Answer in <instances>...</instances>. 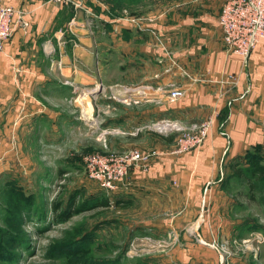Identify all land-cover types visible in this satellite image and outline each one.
<instances>
[{
    "label": "crops",
    "instance_id": "1",
    "mask_svg": "<svg viewBox=\"0 0 264 264\" xmlns=\"http://www.w3.org/2000/svg\"><path fill=\"white\" fill-rule=\"evenodd\" d=\"M4 1L15 11L0 50V164L20 174L38 151L42 159L59 155L75 142L78 103L92 106L100 98L94 104L106 111L102 126L119 130L108 133L109 146L162 151L147 170L131 167L113 191L138 209L136 224L148 227L140 234L166 242L155 264H218L210 242L220 240L234 249L229 264H249L255 234L262 235L256 239L264 259V233L251 207L262 192L250 197L247 180L229 176V164H242L254 147L264 159V39L247 57L225 50L216 22L222 0H79L71 28L70 4ZM126 12L137 24L118 18ZM229 74L231 83L220 81ZM98 81L102 90L91 96L70 90L69 82ZM120 85L150 87L125 104L107 97ZM172 86L184 92L168 100ZM212 112L201 144L180 154L165 152L171 136L135 130L161 116L187 121Z\"/></svg>",
    "mask_w": 264,
    "mask_h": 264
},
{
    "label": "rangeland",
    "instance_id": "2",
    "mask_svg": "<svg viewBox=\"0 0 264 264\" xmlns=\"http://www.w3.org/2000/svg\"><path fill=\"white\" fill-rule=\"evenodd\" d=\"M125 1L133 3V0ZM176 1L179 0H156V3L164 5V2ZM92 103L95 110L94 103L100 104V98ZM80 104L84 105V101ZM80 104L76 107L77 116L80 115ZM94 110L93 117L101 120L100 111L96 114ZM82 116L84 118L85 114L82 113ZM81 118H77L75 142L70 147H64L59 155L50 153L42 159L38 151L31 169L20 174L14 173L11 166L0 164V264H70L65 257L53 256L49 250L51 245L63 242L72 248L87 249L86 254L96 264H155L156 255L164 254L162 249L166 242L150 234H140L145 229L148 231V227L136 224L139 213L132 200L120 197L114 190L99 187L83 171L82 156L87 152L137 146L121 147L115 143L109 146L106 140L108 133L99 135L102 122L96 126L90 121L84 123ZM110 133V137H116L115 131ZM30 156L34 157V154L31 152ZM263 193L264 190L259 193L263 196L262 201L255 200L251 205L254 219L262 225V233ZM99 197L105 198L107 204L73 211V206L82 200L90 206ZM70 198L73 199L68 203ZM116 199L119 200L117 203L114 202ZM55 202L60 204L59 209L70 204L72 212L63 221L54 219ZM138 231L140 235L135 234ZM255 235L251 241L255 249H251V254L255 264H264V259L259 258L262 256L259 253L262 250L261 241L256 239L262 235ZM229 242L220 240L210 242V245L220 253L223 252L219 247L226 245L233 254L234 249ZM231 256H226L220 264H229Z\"/></svg>",
    "mask_w": 264,
    "mask_h": 264
},
{
    "label": "built area",
    "instance_id": "3",
    "mask_svg": "<svg viewBox=\"0 0 264 264\" xmlns=\"http://www.w3.org/2000/svg\"><path fill=\"white\" fill-rule=\"evenodd\" d=\"M64 4H70L73 11L68 19L67 27L76 24V9L81 7L79 0H55ZM15 9L4 0H0V50L7 40L12 30L11 18ZM88 13V11H86ZM128 23L137 24L138 17L129 13H123L118 17ZM217 25L220 30V42L225 50L232 51L247 57L256 43L260 39H264V0H222L219 12L216 18ZM83 26L88 24V20L84 18L81 22ZM116 31V30H113ZM167 70L168 67H164ZM229 79H220L221 82H232V74H229ZM70 90L72 93H78L84 97L85 95H92L93 93L102 90L101 83L95 82L93 86L80 85L77 83L69 82ZM150 87L148 85L125 86L120 85L118 90L111 92L110 97L115 101L122 103H135L139 100V95L144 92V89ZM184 89L180 86H172L167 89L166 98L174 100L183 95ZM90 100V99H89ZM91 101H89L90 103ZM231 100L226 101L230 104ZM79 105V115L84 116V123L90 121L91 124L100 122L98 117H93V106L86 108ZM95 113H105V110H100L94 104ZM215 112L206 115L203 118L196 120H181L174 117L161 116L158 118L147 120L138 124L135 130H145L155 132L161 135L171 136V145L165 149V152L172 154H180L186 150L196 148L199 146L203 138L207 135L214 120ZM81 118V119H82ZM112 131H119L114 127L101 128L99 135L103 136L104 133ZM221 134H225L224 130H220ZM161 150L150 147L141 149L138 147H127L119 150H106L103 152H87L82 156V166L86 177L94 181L99 187L113 191L127 176L131 167H137L141 171L148 169L152 159L156 158ZM223 253L219 255L220 264L226 256L232 255L231 250L226 245L219 247ZM255 249V247H250ZM231 253V254H230Z\"/></svg>",
    "mask_w": 264,
    "mask_h": 264
},
{
    "label": "trees",
    "instance_id": "4",
    "mask_svg": "<svg viewBox=\"0 0 264 264\" xmlns=\"http://www.w3.org/2000/svg\"><path fill=\"white\" fill-rule=\"evenodd\" d=\"M170 139V135L168 137ZM245 161L241 164L240 162H231L229 165L231 167V172L229 173V176H237L241 177L243 176L248 183L249 188V196L254 197L255 191L259 190L262 192L264 190V159L262 155L259 152L258 147H254L252 150H249L245 154ZM264 195V193H263ZM71 199L68 200V203H70ZM119 200H115L114 202L117 203ZM85 201L82 200L77 205H74L73 211L77 212L84 208H89L91 206L96 205H106L107 200L105 198L99 197L95 198L93 203L89 204L90 206H87ZM59 203H53V209L55 211L54 219L56 221H63L66 219L72 210L70 209V204H66L63 208L59 209ZM50 253L53 256H63L65 257V260L70 264H96L94 260H91V258L86 254L87 249L83 248H72L71 245H69L66 242L63 243H57L54 245H51L50 247ZM100 264V263H98ZM249 264H255L254 261L250 262Z\"/></svg>",
    "mask_w": 264,
    "mask_h": 264
}]
</instances>
